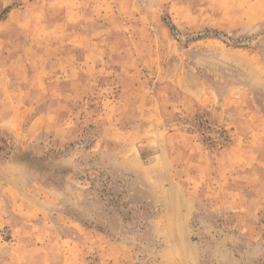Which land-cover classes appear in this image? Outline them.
I'll use <instances>...</instances> for the list:
<instances>
[{
	"label": "rangeland",
	"instance_id": "obj_1",
	"mask_svg": "<svg viewBox=\"0 0 264 264\" xmlns=\"http://www.w3.org/2000/svg\"><path fill=\"white\" fill-rule=\"evenodd\" d=\"M0 264H264V0H0Z\"/></svg>",
	"mask_w": 264,
	"mask_h": 264
}]
</instances>
